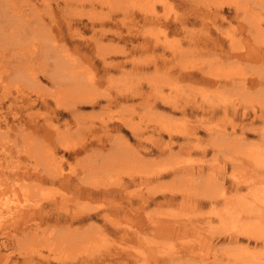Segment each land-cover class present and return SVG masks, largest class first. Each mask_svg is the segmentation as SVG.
<instances>
[{"label":"rangeland","instance_id":"rangeland-1","mask_svg":"<svg viewBox=\"0 0 264 264\" xmlns=\"http://www.w3.org/2000/svg\"><path fill=\"white\" fill-rule=\"evenodd\" d=\"M11 1L12 3L8 4L7 2H5V0H0L1 3L0 9H4V8L7 9V10H1L3 13L0 12V79H1L0 80L1 82L0 83V264H91V263L104 264L106 261L109 260L110 263L108 264H111V262L114 264H118L115 262V260H118L117 256L113 257V259L115 258L114 260H111L108 259V256L105 255L108 252V250L123 251V249L125 248L128 249V247L132 248V250L138 248L140 250L142 249L141 247H138V245H136L135 243L133 228H134V224L138 222L141 217H143L144 212H147V214L149 215L148 216L149 219L155 217L157 218V217L167 216V218H171V219L176 218L179 219L180 221L181 220L193 221L194 224H198L196 226L197 229L204 228L203 226L200 227V224L202 225L203 220L205 219V215L207 214L206 211H208V209L206 207L202 208L203 210L201 209L198 211L197 210L194 211L189 207L190 213H188V209L186 208L180 209L179 206L178 207L175 206V208L174 206L172 208H168L165 206V204L156 205L154 203H150L148 208L146 207L140 208V206L136 207L137 205L134 202L133 208L129 210L128 213H126L125 215H120V217H118L123 222V225L127 224L124 225L126 226V230L128 232L126 240L120 239L119 238L120 236H118V234H111V233L108 234V231H104L105 228L103 227L105 226L109 227V224L108 222L105 223V221L100 217L92 220L88 219L86 220V222L84 221L82 223H78V224L76 223L70 227L69 226L67 227L68 224L65 223L64 221L62 222L60 221L59 224L53 225L56 224L54 221H52L53 218L46 219L44 217L46 216L45 214L51 213L52 215L53 213H55L54 211H56L57 209L60 210L62 206L63 207L61 209L67 207L68 210L70 211L72 209H74L75 211L76 210L79 211L78 209L81 210L83 209L84 211L87 212V210L89 211L90 209H93V210H97L100 215L109 213L106 209V207L110 205L109 204L110 202L108 200H105V202L96 201V200H86L75 195L67 196L66 193H63V191L66 192L67 190V186H66L67 177L70 178L71 183L72 182L78 183L79 181L88 182V183L95 182L94 183L95 185L99 184L101 185V187L103 185L105 187L106 186L108 187V185L109 186L118 185L119 182H121V177H122V179L125 182H123L124 187L122 186L123 188L122 187L120 188L124 193L122 192L120 197L116 196L117 194L115 195L116 198H119L120 203L126 201L125 195L130 194V192L132 193V191H134L136 188H137L136 190H138L139 188L141 191L146 193L147 190L150 191L149 188L158 185L159 182H162L163 185H164V181L170 182L171 179L173 178V174L169 177L167 176L161 177L155 180L145 179L146 176H149L150 173L154 174L153 172H157L158 169L163 170V168L167 169V166L168 168H170V166L173 167L174 165H181V161H180L181 156L183 158L186 157L185 153L179 154L180 157L176 155H174L175 157L174 156L171 157L168 151H165L166 155L165 154L158 155L157 147L154 145L158 140V136H156L157 133H155L154 129H152L151 124L148 125L149 127L151 126L150 129L146 125L147 123H151L150 121L152 120L149 119L146 124L144 123L147 129H144L143 135L140 136L142 140L139 139V137L135 138L134 136H132L128 130L125 129L121 130L122 133L126 135L130 145V148H128L129 150L128 149L125 150L129 152L131 155L125 152L120 147L111 149L112 146L110 145L113 139L112 138L109 139V138L111 133L115 134V131H111L109 136L102 137L104 136L105 132H101L97 128L93 127L91 134L90 132H85L82 128L84 127L85 124H87L90 121L92 122V124L93 122L96 124L100 120H104V119L108 120L109 118L126 117V118H133L134 121H138L140 119L138 117L139 115L143 114V110L140 107H135L134 110H131L128 106L131 105L130 103H132V105H136L135 103H137L136 101H138L139 98H134V100L127 101L125 102V104L119 102V103L111 104L109 106L105 105L106 103L104 98L106 97L107 99L108 97L117 94L118 91L135 90V88L138 87L137 85L142 86L143 84V87L145 88V85H147L146 82L144 81L145 77L149 78L152 82L151 85H149V88L147 87L146 89L147 93L152 94L151 96L159 94L161 92L163 94H166L168 98H171V100L177 97V100H179L178 102L181 104L183 103L184 100L185 101L199 100L200 103L205 104L204 106H206L207 105L205 103L206 99L209 100L215 98V96H213L215 94L213 92L214 88L212 87L214 83L194 84L187 81L184 78H178L179 80H177L176 76L178 69L181 67L179 66L181 60L182 62L184 61L186 62L187 67H191L190 65L192 64L193 68L195 69L198 68L197 70H199L201 69L200 67H202L205 64L203 61L205 56L207 57V55H209L210 57L208 56L209 57L208 59H210L212 56H215L213 58L217 59L216 54L215 53L204 54V52L198 54L190 53V51L186 47H193L192 42L196 40L199 44L201 43V41H205V42L209 41L211 43L210 39L212 40L218 37L222 39L225 38L226 41L224 44L225 47L227 46V44L236 45L237 43H239L241 45L244 40L248 42L252 47V45L254 46V43L250 38H252L253 35H251L250 32L244 31V29L241 28L239 30L235 29L233 32H231V34L233 35L231 34L228 35L235 37L236 42L240 39L242 40V42L240 40L236 43L232 40L233 42L228 43L227 37L224 36H227L226 31L230 27V25L228 26L226 22L219 20L218 17L214 16V13H210V12H208L209 18L204 19V22H201V17H198L199 19H197L196 22L191 23L189 20L191 19V15H190L191 11H193L194 13V10H192L193 6L187 7L185 5H182L180 0H126V1L125 0H67L66 2L60 1L63 2V3H59L60 7H62L61 10H59L56 7L55 4L56 2L54 0H48V2L47 0H11ZM198 1H199L198 7L200 10L204 9L203 8L204 5H206L207 7H212L211 10H214L215 2L218 3L220 1V4L226 2V1L224 2V0L222 1L198 0ZM251 1L252 0H250L245 5V7H248V10H250L249 6H251L250 5ZM48 3H50L49 6L50 8H48L47 6ZM44 5L47 7H45ZM116 6H120L122 9L123 8L124 9L121 11L120 10L121 8L118 9ZM10 9L12 13L11 11L9 12ZM13 9L16 12V13L14 12V15L16 17L17 14L19 13L18 14L19 18L17 19L22 21L23 23L22 26L17 27V25L15 24L16 21L13 20L12 17ZM113 9H115V11H113ZM224 9L226 11H223V14L230 15L231 13L230 11L232 10L227 8V6H224ZM208 10L209 9H207V11ZM130 11H135L136 15L139 16L145 15L148 19L147 23L144 24L141 21L136 22V20H132L133 22H131L129 17L127 16V13H129ZM195 11H199V10H195ZM153 13L155 17H153L154 16ZM240 13L244 16L248 15V12H245V9L244 11L240 9ZM1 14L4 16H2ZM109 15L112 16V17L110 16L111 19L110 17L108 19ZM52 18H55V20L51 21ZM102 18L104 19L107 18L105 19L107 22L103 24H99L98 22ZM92 19L96 20L94 21L96 25L93 26V29H89L87 27L89 26L88 24ZM154 19L160 21L164 20L165 22H167V24L166 25H161L157 23L151 24L152 20ZM248 19H251V17L248 18L246 17V20ZM112 20L114 21L112 22ZM42 22H44L46 26H43ZM181 22L184 24H182ZM86 23L87 26L85 25ZM232 23H234L235 26H238L240 24V21L239 19L238 20L236 19V21H233ZM30 25H34V26L37 25V29L41 28L42 30L47 31V33L45 34L47 36L44 35V38L47 37L45 43H42L43 49L40 50L42 54H48V55L57 54V53L60 54L61 51H64L65 53L68 54L70 53V56L71 54H74L76 57V62L79 63L78 65L80 69L83 71L82 72L83 80L91 83L92 86L85 88V91H89V94L93 95V97H98V101L100 102L99 105H102L103 107L100 108L98 105H94V107H91L90 105L81 106L83 111L84 109H86L84 112L86 113L90 112L88 115L84 117L83 123L80 122L78 123L79 125L78 124L75 125V122L71 120V117L68 114H65L64 116L60 117L59 120H56V118H52L54 114L52 113L53 115H51L50 113L52 112L51 110L55 108H54V103L52 101L53 99L51 98H52V94L54 93V89H56V86L51 85L50 81L48 80L49 78L47 79L46 76H43V74L39 71L40 69L39 67L41 66L40 63L38 62L41 61V58L44 57V55H41L39 51L33 52L28 49H24V51H22V50H15L13 48L12 45L14 42L13 37L15 38V31H16L15 28L17 27L19 30V28L22 27L21 33H23L24 36L27 39L29 38L28 40H30V38H33L31 35L29 36V34H31ZM10 27L11 29H9ZM70 30L72 32L75 30V32H73L74 34ZM101 32L103 33L105 32V36H103V39H101V43L106 44L108 40L109 41L112 40V43L117 44V46L121 48L122 51L123 50L126 51V52L118 51L117 54L111 55L110 57L113 61H118L122 59L124 60V58L130 60L127 61L124 64V66H122L121 68L112 70L110 73H104L101 70V65L99 64L97 58L94 55L96 53V49L98 51L97 52L98 54L107 53V49L104 46V44L100 45V43L99 44L95 43V40H97ZM11 34H12V38H11ZM118 37L119 38L123 37V39H117ZM70 39L72 40L75 39L77 43L78 41L79 43L82 42L81 44L83 45V48L77 53H74ZM124 39L126 40V42L124 41ZM35 40L39 42L40 37H36ZM176 40H180V41H176ZM19 41H24V40L19 38ZM49 41H51V43ZM142 42H147L150 44L158 43L162 45L163 48L161 49V47H157L153 50H151V48L148 49L136 48L134 51L131 49L132 46L140 44ZM178 42L180 43L178 44ZM205 42H203L202 45H204V47H209L211 49L212 45L211 44L207 45ZM260 44L263 45L264 42L262 43L260 42ZM179 45L184 46V48L187 51L185 52L181 50L180 52V50L178 49ZM249 47L250 46H248V48ZM62 48L63 49L66 48L67 50H63ZM18 51L20 54L18 53ZM152 51L154 53H152ZM23 52L25 54L24 56H23ZM36 53L39 54L37 55V59L33 60V62H30V60H32L33 58V55ZM192 54H194L195 57ZM163 55L165 57H163ZM201 56L202 57L204 56L203 59H201L202 58ZM162 57L168 59L165 61V64H163L162 62L163 61ZM89 58H91L92 60L93 58L94 60L96 58L94 62V67L97 70L93 68L92 64L89 61ZM150 59H154L155 62H157V64L160 66L163 65L168 66L170 64H173L174 69L168 73H165L164 75L165 77L160 79L161 71L155 72L153 70L154 69L153 66L150 65V67L148 68H141L137 66L136 68L135 67L136 65L131 62V60L135 62H140V61L142 62ZM200 59L203 62H201ZM22 61H24L25 64ZM27 61L28 63L30 62V64H26ZM191 61L194 62V64ZM35 63H37V65H35ZM9 64L12 65L13 67L14 65L18 64L17 66H21V68H23L24 71H28L29 73L31 71V74H27L28 72H24L26 80L22 81L21 83L17 79V81L19 82L18 83L16 81L15 76L11 77L12 73L10 74L8 70L6 71L3 70L6 67L10 66ZM196 64L198 65L202 64V65L198 66ZM203 68L204 67H202V69ZM237 68L238 67L236 66L229 67L228 69H226V71L223 70V72L225 71V73H222L221 76L223 78L227 76H229V78L235 77L236 75L239 74L240 71L239 69L237 70ZM242 69L243 70H241V72L243 73L244 71L247 70V68H242ZM251 74L250 73L245 74L247 80L250 76H258L257 75L258 73H256V75L254 73ZM27 75L30 76L34 75V76L33 78L31 77V79H28ZM36 77H38L37 80ZM229 78H225V79H229ZM172 79H174V81ZM30 81L33 82V85L35 82L38 81L37 82L38 84L35 83L36 85L33 86L31 84H28V82L32 83ZM15 83H18L17 85L20 87L18 88L17 86H15ZM193 85L196 86L198 89L196 87L194 88ZM190 86H193V88H190ZM15 87L16 90L14 89ZM17 88L20 90V93L18 92L19 90ZM36 88H37V92H36ZM38 88H40V90H38ZM222 90L223 91L221 92H226L225 89ZM157 91L158 93H155ZM26 95H28L29 97L28 96L26 97ZM68 96L69 93H67L66 95H61L60 97H62L61 98L62 100L60 99V97L59 99L61 101H64L68 98ZM227 96L229 102L230 100L231 101L235 100V102L237 101L241 103H246L247 106L250 105L252 108L254 106H255L254 108H258L259 106L260 108L263 107L262 106L263 103L261 101V99L263 100V98L258 95L249 96L246 100L244 99L242 101L241 98L243 97L241 96L236 95L235 98V95H233L234 96L233 97L230 93H228L227 95L224 96V98ZM31 97L33 98L31 99ZM22 99L24 100L22 101ZM29 99L34 100L33 105L31 104L29 106L26 104V102L30 101ZM41 100L50 103L48 105H44L42 104ZM258 101H261L260 104L261 103L262 104L261 105L258 104L259 103ZM24 105L26 106L24 107ZM124 105L125 106L128 105L126 106V111L121 112L122 110L125 109ZM48 106L50 107V109ZM122 106H124V108H122ZM172 113L170 115L174 116L176 120L178 118L183 117L178 112H172ZM130 115H132L133 117H131ZM155 117L158 116L155 115ZM221 117H222L221 114L220 116L215 115L214 119H212L213 122L211 124L219 122ZM141 119H143V117ZM48 121L50 124L48 123ZM64 121L70 122L69 128L65 127ZM154 121L157 122L158 120H154ZM154 121H152V123ZM235 122L238 121L236 120ZM35 123L41 125L40 129L38 130L33 129L32 125ZM151 133L153 134V136L151 135ZM199 135L201 136L202 139L205 138L206 137L205 130H200ZM82 137L87 140V143L91 142V144H93L94 146L95 145L98 146L97 139H100L101 143H104L107 152H97L98 151L97 150L96 152L91 153L90 151L92 150L90 151L77 150L71 153L70 151H65L63 150L62 147H60V144L61 145L64 144L67 146H72V148H74L80 142H82L80 141L83 139ZM161 137L163 139L162 141H164L165 143L167 140L166 135L164 134ZM254 137L255 136H253V138ZM153 138H155L154 142H153ZM137 141H139L140 144H138L139 142ZM176 147L177 146H175L174 150L177 149ZM53 148L56 149L55 156L57 157H59L60 155L64 156L65 159L64 162H62V164H58V163L56 164L54 160L50 158L53 161L52 164L49 161L48 164L47 163L43 164V162H46V160L44 159L47 158V155L48 156L50 155ZM118 150H121V155L119 158H124L126 162L125 161H123L122 163L119 162L118 163L119 166L116 169L115 164L118 159ZM137 150L139 151V154L137 153L138 152ZM133 151L136 152L134 153ZM38 154L40 155V157L38 156ZM42 155L43 157L46 158H42ZM212 155H213V150L209 149L206 158L209 159L211 158L210 156ZM199 156L200 155L198 152L192 154V158H198ZM34 159L37 160L38 164L34 163L35 162ZM39 160L40 161L43 160L41 164L39 163L40 162ZM219 160L221 161L220 163H217L218 165L213 162H211L209 165L205 164L207 166L204 165L205 169L203 173L207 174L208 177H212L214 174L213 172L209 173V171L210 170L213 171L212 169H214V173L217 172V174H219V171L223 170V168L221 167L224 166V164L222 163L223 160L221 156H219ZM186 163L189 162L185 161V164ZM39 164L42 166H40ZM227 164L225 165L226 167L224 168L225 172L223 171V176H224L223 180L225 181L226 179L225 183L228 185L231 182L230 179L233 178L234 172H232V169H230L231 167L229 166V163ZM86 165H88V167H85ZM34 166L36 167L40 166V168L44 167L45 171H47L49 167H52L51 170H54L56 167L55 169L57 171L56 175L58 176L56 177L54 183L50 184L49 182L44 180V183L38 182L37 184L38 178L32 177L31 174L29 175V171L32 170ZM94 172L96 173L95 175ZM236 172H238V170ZM129 173L137 175L134 180L135 182L128 181L126 175ZM211 173L212 176L208 175ZM201 176H200L201 179H204V177H206L204 175ZM143 177L144 179L141 180ZM190 177L191 176L188 175V179H186L188 180L187 186H190V183L192 181V178ZM33 178L35 180L37 179V181H35ZM139 182L141 185L139 184ZM136 183H138V185ZM202 185L203 184H201L200 187L204 186ZM165 188L166 185H164L163 187L161 186L160 190H163ZM210 188H211L210 190L213 189V187ZM240 191L242 193L246 192L244 188H242V190L240 189ZM213 195L216 194L213 193ZM157 197H158L157 200L161 198V196L159 197V195ZM199 197L202 196L199 195ZM236 197L237 196H235L234 198ZM56 199H58V201H56ZM110 200H112L111 197ZM29 202L34 203L35 207H37V204L39 203L38 204L39 208L34 209V214L30 212L29 218H25L24 216L22 218L21 215L16 213L17 212L16 210L20 205L23 204H25L23 206H26V204L31 205ZM57 202L60 205L59 204L57 205ZM101 203L103 204L101 205ZM114 203H116L115 200ZM31 206H33V204ZM214 206H216L217 211L220 212L219 204ZM146 209L148 210L146 211ZM191 210L192 212L193 211L194 212L192 213ZM249 211L254 213L255 207H250ZM197 212H203V213L202 214L199 213L201 216L196 214L197 217L195 218L191 216L193 214L195 215V213ZM188 214L189 216H187ZM7 215H10V217H7ZM202 215L204 219L202 218ZM208 218H209L208 220H210L213 224H218L219 222V219L214 215ZM45 222H47V224ZM48 222L53 224L49 225ZM91 223L97 224L99 226L102 225L101 230H97V228L92 227ZM80 224L82 225L80 226ZM86 225L90 226L91 228L86 232H82L80 227L83 226L85 227ZM143 230L140 231V240L142 241H143V234L141 233H143ZM199 233L202 234L200 230H198V233L194 231L190 233L191 235L189 234V237L192 236L193 239L187 236L185 238L183 237L180 240L178 239L172 240V244L170 243L171 241L168 240L165 241L162 237L159 236H153L156 239L158 238L157 239L158 241L156 239H153V241L156 240V243L159 242L161 244L165 242V244L168 243L167 244L168 246L173 247V245L178 246L177 244H180L183 241L191 242L194 239L197 240L196 237L197 235H199ZM147 245L148 244H143L142 246L147 247ZM178 254H180V251L178 252ZM103 256L106 261L102 263L100 259H102ZM201 258L207 261V259H209V255L202 256ZM134 259L126 263L138 264L139 262V264H142L141 263L142 260L140 261L139 259L137 260Z\"/></svg>","mask_w":264,"mask_h":264},{"label":"bare ground","instance_id":"bare-ground-1","mask_svg":"<svg viewBox=\"0 0 264 264\" xmlns=\"http://www.w3.org/2000/svg\"><path fill=\"white\" fill-rule=\"evenodd\" d=\"M54 1L56 2L55 3L56 7L59 10H61L62 7H60L59 3H63V2H60V1L66 2L67 0H54ZM180 1L182 5H185L187 7L193 6L192 10H194V13L193 11H191V14H190L191 19L189 20L191 23L196 22V20L199 19L198 17H201V22H204V19L209 18L208 12H210V13H214V16L218 17L219 20L226 22L228 26L230 25V27L226 31L227 36H224V37H227L228 43L233 42V41L236 42L235 37L231 36L233 35L231 34V32H233L235 29L239 30L241 28V29H244V31L246 32H250L251 35H253L252 38H250L252 39L254 43V46L252 45V47L245 40L243 41L241 45L237 43L241 39L236 42L238 45L237 44L236 45L227 44V46L225 47L224 46L226 42L225 38L222 39L219 37L212 39V40L210 39L211 43L209 41L208 42L201 41V43L199 44L196 40L192 42L193 47H186L190 51V53H196V54L203 53V52L204 54L215 53L217 59L213 58L215 56H212L210 59H208L210 57L209 55H207V57L205 56L204 59H203L204 56L203 57L201 56L202 57L201 59H203L205 64L202 66L204 68L202 69V67H200L201 69L199 70H197L198 68L197 69L193 68L192 64L190 65L191 67H187L186 62L185 61L182 62L181 60L179 64V66L181 67L177 71V76H176L177 80H179L178 78H184L187 81L194 83V84L214 83V85H212V87L214 88L213 89L214 91L213 90L212 91L215 93V94L213 93L214 94L213 96H215V98L209 99V100L206 99L205 103L207 105L204 106L205 104L200 103L199 100L198 101L197 100H191V101L184 100L183 103L181 104L178 102L179 100H177V97L171 100V98H168L166 94H163L160 91H159L160 92L159 94L151 96L152 94L147 93L146 89L147 87L149 88V85H151L152 82L149 78L145 77L144 81L147 84L145 85V88L143 87V84L142 86L137 85L138 87H136L135 90L118 91L117 94L112 95L108 97L107 99L106 97L104 98L105 103H106L105 105H108V106L114 103H119V102L120 103L122 102L123 104H125V102L127 101L134 100V98H139L138 101H136L137 103H135L136 105H132V103H130L131 105L129 106L126 105L131 110H134L135 107H140L143 110V114L139 115L138 118L140 119L138 121H134L133 118L117 117V118H109L108 120H105V119L100 120L98 123H96L98 125H96L94 122L92 124V122L90 121L87 124H85L84 127L82 128L85 132H90V134L93 130V127L97 128L101 132H105L104 136L102 137L109 136L111 131H115V134L111 133L110 138H109V139L111 138L113 139L110 145L112 146L111 149L120 147L125 152H127L125 149L130 148V145H129L126 135L122 133L121 130H124V129L128 130L132 136H134L135 138L139 137V139H141L140 136L143 135L144 129H147L146 125L148 126L151 124L152 129H154V132L157 133L156 136H158V140L154 144L157 147L158 155H164L165 151H168L171 157L174 155L179 156V154H183V153H185L186 157L183 158L181 156V159H180L181 165H174L173 167L170 166V168H168L167 166V169H164V168L163 170L158 169L159 171L157 170V172H153L154 174L150 173L149 175L148 173L149 176L145 175L146 177L145 176L144 177L145 179L155 180L161 177H166V176L169 177L173 174V178H172L173 180L171 179L170 182L164 181V185H166V188L163 190H160V188L161 186L163 187L164 185L162 184V182H159L158 185L149 188L150 191L147 190L146 192L147 194L141 191L139 188L138 190H136L137 188L135 187L136 189L132 191V193L129 191L130 194L125 195L126 201H124L123 203H120L119 198H116V196L120 197L121 193L123 192L122 189L120 188L123 186V182H125L122 179V177H121V182H119L118 185H110V186L108 185V187L107 186L105 187L104 185L101 187V185L99 184L95 185L94 184L95 182L88 183V182L79 181L78 183L76 182L71 183L70 178L67 177L66 179L67 190L64 189L66 190V192L63 191V193H66L67 196L75 195V196H78L86 200H96V201H104V202L105 200H108L110 202L109 203L110 205H108L106 209L109 213L100 215L97 210H93V209H90L92 211L87 210V212L84 211L83 209L82 210L78 209L79 211L77 210L75 211L74 209H72L70 211L68 210L67 207L61 209L63 206L62 207L59 206L61 207L60 210L57 209L56 211H54L55 213H53L52 215L51 213L45 214L46 216L44 218L46 219L53 218L52 221L56 223V224L52 223L53 225H57L59 224L60 221L61 222L64 221L65 223L68 224L67 227L68 226L70 227L73 224L82 223L84 221L86 222V220L88 219L92 220V219H96L100 217L105 221V223L108 222L109 224V227H106V226L103 227L105 228L104 231H108V234L110 233L118 234V236H120L119 237L120 239L126 240L128 232L126 230V226L124 225H127V224L123 225V222L118 217H120V215H125L126 213H128V211L133 208L134 202L137 205L136 207L140 206V208H145V207L148 208L150 203H154L156 205L165 204V206L168 208H172L173 206L175 208V206L176 207L179 206L180 209H185V208L188 209V213H190L189 207L194 211L196 210L198 211L206 207L208 209V211H206L207 214L205 215V219L202 215V218L204 220H203L202 225L200 224V227L201 226L204 227L202 229H197L196 226L198 224H194L193 221H182V220L180 221L179 219H176V218H172V219L167 218V216L157 217V218L155 217V218L149 219L148 218L149 215L147 214V212H144L143 217H141L140 220L138 221L139 223L136 222L133 228V232L135 236V243L136 245H138V247H141L142 249L140 250L138 248V249L132 250V248L128 247V249L125 248L123 249V251L122 250H117V251L108 250L105 256H108V259H111V260H114L115 258L113 259V257L117 256L118 260H115V262L118 264H125L126 262H129L133 260L134 258H135L134 260H137V259H139L140 261L142 260L141 261L142 264H264V170H263L264 169L263 168V165H264V130H263L264 129V44L263 45L260 44V42L261 43L264 42V35H263L264 34V0H252L250 2L251 6H249L250 10H248V7H245V5L250 0H224V2L226 1L225 2L226 4L225 3L220 4V1L218 3L215 2L214 10H211L212 7H207L206 5L203 6L204 9L200 10L198 7V3H199L198 0H180ZM5 2H7L8 4L12 3L11 0H5ZM47 6L48 8H50L49 7L50 3H48ZM224 6H227V8L232 10V11L229 10L231 12L230 15L223 14V11H226L224 9ZM116 7L118 9L121 8L120 6H116ZM123 9L121 8L120 10L122 11ZM207 9L209 10L207 11ZM240 9L243 11L245 9V12H248V15H245V16L242 15L240 13ZM1 10H7V9L5 8L0 9V12H2ZM33 10H36V9H33ZM195 10H199V11H195ZM10 11L11 9L9 10V12ZM113 11H115V9H113ZM14 12L15 11L13 9L12 17H13V20L16 21L15 24L17 25V27L22 26L23 25L22 21L17 19L19 18V15H18L19 13L17 14V17H16L14 15ZM110 16L111 15L108 16V19ZM127 16L129 17L131 22H133L132 20H136V22L141 21L145 24L148 21L145 15H141V16L136 15L135 11H130L129 13H127ZM153 17H155V15ZM246 17L247 18L251 17V19L246 20ZM105 19L102 18L101 20H99L98 23L99 24L106 23L107 21ZM236 19L237 20L239 19L240 21V24L238 26H235V24L232 23L233 21H236ZM53 20H55V18L51 19V21ZM94 21L96 20L92 19L90 23L88 24L89 26L87 28L93 29V26L96 25ZM113 21L114 20H112V22ZM153 23H157L161 25L167 24V22H165L164 20L160 21L157 19L152 20L151 24ZM42 25L46 26L44 22H42ZM85 25L87 26V23ZM11 27L9 29H11ZM17 27L15 28L16 29L15 38L13 37L14 39V42L12 45L13 48L15 50H22V51H24V49H28L33 52L39 51L41 55H44V57L41 58V61L38 62L40 63V66H41L39 67L40 68L39 71L43 74V76H46L47 79L49 78L48 80L50 81L51 85L56 86V89H54V93L52 90L53 94H52L51 99H53L52 101L54 103V108H55V109H52L51 110L52 112L50 113L51 115L54 114L52 118H56V120H59L60 117L64 116L65 114H68L70 115L71 120L75 122V125H77L80 122L83 123L84 117L90 113V112L89 113L84 112L86 109H84L83 111L81 106L90 105L91 107H94V105H98L100 108L103 107L102 105H99L100 102L98 101V97H93V95L89 94V91H85V88L91 87L92 85L91 83L83 80V75H82L83 71L80 69L78 65L79 63L76 62V57L74 54H71L70 56V53L68 54V53H65L64 51H61L60 54L59 53L52 54V55L42 54L40 50L43 49L42 43H45V40L47 37L44 38V35L47 33V31H44L41 28L37 29V25L35 26L30 25L31 34H29V36L31 35L33 38H30V40H28L29 38L27 39L24 36V34L21 33L22 27L19 28V30ZM73 32H75V30ZM228 34H231V35H228ZM103 36H105V32L104 33L101 32L99 34L97 40H95V43H98V44L100 43V45L104 44V46L107 49V53L98 54L97 53L98 51L96 49V53L94 55L97 58L99 64L101 65V70L104 73H110L112 70L121 68L122 66H124V64L127 61H130V60H128L127 58H124V60L122 59L118 61H113L110 56L117 54V52L122 51V49L119 48L117 44L112 43V40L110 41L108 40L106 44L101 43V39H103ZM36 37H40L39 42L35 40ZM11 38H12V34H11ZM19 38L23 39L24 41H19ZM117 39H123V37L121 38L118 37ZM51 41L49 42L51 43ZM70 41L72 43L74 53H77L83 48V45L81 44L82 42L79 43L78 41L77 43L75 39L73 40L70 39ZM124 41L126 42L125 39ZM176 41H180V40H176ZM203 42H205L207 45L211 44L212 45L211 49L209 47H204V45H202ZM179 43L180 42H178V44ZM248 46H250L251 48L250 47L248 48ZM157 47H161V49L163 48L162 45L158 43L150 44L147 42H142L140 44L132 46L131 49L133 51L136 48H140V49L151 48V50H153ZM178 47H179L178 49L180 50V52L181 50L185 52L187 51L182 45H179ZM52 48H53V45H52ZM63 50H67V49L65 48ZM124 51L125 50H123L122 52ZM152 53L154 52L152 51ZM24 55L25 54L23 52V56ZM37 55L39 54L37 53L34 54L30 62H33V60L37 59ZM192 55L194 56V54ZM163 57L165 56L163 55ZM163 57H162V60H163L162 62L163 64H165V61L168 59H165ZM95 60L94 58L93 60L89 58V61L92 64L93 68L97 70L94 67ZM203 61L201 60V62ZM22 62L25 64L24 61ZM30 62L28 63L27 61L26 64H30ZM131 62L136 65L135 66L136 68L137 66L141 68H148L150 67V65L153 66L154 67L153 70L155 72L161 71L160 79L165 77L164 76L165 73H168L174 69L173 64H170L168 66L161 64L163 66H160L157 64V62H155L154 59H150V60H146L142 62L141 61L135 62L131 60ZM192 63L194 64V62ZM17 65H14V67L10 65L3 70L5 71L8 70L10 74L12 73L11 77L15 76L16 81L18 79V81L22 83V81L26 80L24 72H28V71H24V69L21 68V66H17ZM35 65H37V63H35ZM199 65H202V64H199ZM234 66L238 67L237 70L238 69L240 70L238 75L232 78H229V76H227L228 74L226 75L227 77L224 76L225 78H229V79H225L221 76L222 73H225L226 69H228L229 67H234ZM242 68H247V70L244 71L243 73L241 72V70H243ZM223 70L225 71L223 72ZM249 73L250 74L254 73L255 75L256 73H258L257 74L258 76H250L247 80L245 74H249ZM27 74H31V71L30 73L28 72ZM27 76H28V79H31V77L33 78L34 75L33 76L27 75ZM37 78L38 77H36V80ZM174 79L172 80L174 81ZM18 83H15V86L19 88L20 86L17 85ZM35 83L34 85H36ZM28 84L33 85V82L32 83L28 82ZM193 86H190V88H193ZM195 87L196 86H194V88ZM14 89L16 90V87ZM222 89H225L226 92H221L223 91ZM38 90H40V88H38ZM18 92L20 93V90ZM36 92H37V88H36ZM67 93H69L68 98L64 101H61L62 97L60 96L66 95ZM155 93H158V91ZM226 93L227 94L230 93L232 96L235 95V98H236V95L243 97L241 98V101L244 99L246 100L249 96L258 95L263 98V100L261 99L263 103L262 105L263 107L260 108V106L259 107L257 106L258 108H254L255 107L254 106L252 108L250 105L247 106L246 103H241L237 101L235 102V100L234 101L230 100L229 102L228 96L224 98V96L227 95ZM27 96L28 95H26V97ZM59 97L61 100L59 99ZM32 98L33 97H31V99ZM24 99H22V101ZM41 101H42V104L44 105H48L50 103V102L48 103L43 100ZM261 101H258L259 102L258 104H260ZM29 102H26V104L29 106L31 104L32 105L34 104L33 103L34 100H30ZM256 104H257V101H256ZM25 106L26 105H24V107ZM124 106H122V108H124ZM126 106H125V109L122 110L121 112L126 111ZM172 112H178L183 117L178 118L176 120L174 116L170 115ZM220 114L222 115V117L220 118V121L217 123L211 124L213 122L212 119H214V116L215 115L220 116ZM155 115H157L158 117H155ZM130 116L133 117L132 115ZM142 117L143 119H141ZM184 117H187V118H184ZM149 119L152 121L154 120H158V121L157 122L154 121L153 123L152 121H150L151 123H147ZM236 120L238 122H235ZM144 123L145 124L147 123V124L145 125ZM69 124L70 122L64 121V125L66 128H69ZM142 126L143 127L145 126V127L143 128ZM32 127L34 130H38L40 129L41 125L35 123L32 125ZM200 130H205L206 137L203 139L199 135ZM164 134L166 135V138H167V140L165 139L166 140L165 143L164 141H162L163 139L161 137ZM151 135L153 136L152 133ZM253 136H255L254 137L255 139L253 138ZM154 139L155 138H153V142H154ZM97 140H98V144H97L98 146L96 145L94 146L93 144H91V142L87 143V140L83 138L82 140H80L82 142H80L74 148H72V146H67L64 144L62 145L60 144V147H62L63 150L65 151H70L71 153L77 150H82V151L92 150L90 151L91 153L96 152L97 150H98L97 152H107L104 143H101L100 139H97ZM138 144H140V142ZM174 145L177 146L176 150H174L175 148ZM209 149L213 150V155L210 156L211 158L207 159L206 157H207V152L209 151ZM55 152H56V149L53 148L50 155L49 156L47 155V158L43 157L42 155V158H46L44 159L46 160V162H43V164L44 163L48 164L49 162L52 164L53 162L52 160H54L56 164L57 163L62 164V162H64L65 160L64 156L60 155L59 157H57L55 156ZM197 152L199 153L200 156L198 158H192V154L197 153ZM127 153L130 154L129 152ZM137 153L139 154V151ZM39 154L38 156L40 157ZM120 155H121V150H118V159L116 161L117 165L115 164L116 169L119 166L118 164L119 162L122 163L123 161H125L124 158H119ZM219 156H221L223 160L222 163L224 164V166L222 165L223 167H221L223 168V170H220L219 174H217V172L215 171L216 173H214V169H212L213 171L210 170L209 173L213 172L214 175L212 176V173H211L208 175L212 177H208L207 174L203 173L205 169L204 165L205 164L209 165L211 162L215 164L220 163L221 160H219ZM34 161H35L34 163L38 164L36 159H34ZM42 161L43 160H41L39 163L41 164ZM185 161L189 163L185 164ZM227 163H229V166L231 167L230 169H232V172H234L233 178L230 179L231 182L228 185L225 183L226 179L225 181L223 180L224 179L223 171L225 170L224 168L226 167L225 165ZM40 166H37V167L34 166V168L36 167L37 169L33 168L32 170H30L29 175L31 174L32 177L38 178V181L37 179L35 180L33 178L35 181H37V184L38 182L44 183V180H46L50 184H53L56 177L58 176L56 175V172H57L55 170L56 167L54 170H51L52 167H49V169L46 168L47 171H45V168L44 167L40 168ZM85 167H88V165H86ZM53 168H54V165H53ZM235 170L236 171L238 170V172H236ZM95 174L96 173L94 172V175ZM134 175L135 174H131V173L126 175V178L128 179L129 182H133L135 180L137 175L135 176ZM188 175L191 176L190 178H192L190 186H187L188 180L186 179H188ZM201 175H204L206 177H204V179H201L202 177ZM144 177L141 180H143ZM200 183L203 184L204 186L202 185L203 187H200L201 185ZM136 184L138 185V183ZM153 184H156V183H153ZM210 187H213V189L210 190L211 189ZM155 188H158L159 190ZM242 188H244L246 192L242 193L240 191V189L242 190ZM211 191H214V192H211ZM213 193H215L216 195H213ZM158 195L159 197L161 196L160 198L161 200L160 199L157 200ZM199 195H201L202 197H199ZM235 196L237 197L234 198ZM110 197L112 198V200H110ZM114 200L116 201V203H114ZM56 201H58V199H56ZM29 203L31 205L33 204V206L27 205V204L26 206H23L25 205L23 204V205H20L16 210L17 211L16 213L21 215L22 218L23 216L25 218H29L30 212L34 214V209L39 208L38 206L39 203L37 204V207L34 206V203H31V202ZM103 203H101V205ZM58 204L59 203L57 202V205ZM217 204H219L220 206L219 207L220 212H218L217 207L214 206ZM250 207H255L254 213L249 211ZM147 210L148 209H146V211ZM199 213L202 214L203 212H197L195 213V215L193 214L191 216L195 218L197 217L196 214L200 215ZM212 215L216 216L219 219L218 224H213L210 220H208L209 219L208 217H211ZM187 216H189V214ZM7 217H10V215H7ZM45 223L47 224V222ZM48 224L52 225L49 222ZM81 225L82 224H80V226ZM91 226L97 228V230H101L102 228L101 227L102 225L99 226L97 224H92V223H91ZM90 228L91 227L88 225H86L85 227L84 226L80 227L82 232H86ZM142 230H143V233L141 234H143V241L140 240V231ZM198 230H200L202 234L199 233V235H197L196 237L197 240L194 239L191 242L183 241L180 244H177L178 246L173 245V247L168 246L167 245L168 243L165 244V242L162 244L159 242L156 243V240L158 238L156 239L153 237V236L162 237L165 241L167 240L171 241L170 243L172 244V240H177V239L180 240L183 237L184 238L187 236L189 237L190 233L194 231L198 233ZM146 235L149 237H147ZM189 238L193 239L192 236ZM153 239H156V240L153 241ZM143 244H148V245L147 247H143L142 246ZM179 251H180V254H178ZM205 255L206 256L209 255V259H207V261L201 258L202 256H205ZM100 260L102 263L106 261L104 259V256ZM108 263H110V260L106 261L104 264H108ZM111 264H114V263L111 262Z\"/></svg>","mask_w":264,"mask_h":264}]
</instances>
